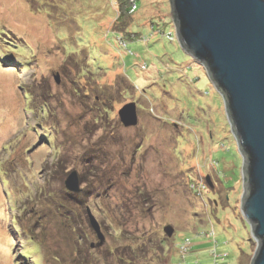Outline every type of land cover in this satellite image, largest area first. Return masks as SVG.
I'll use <instances>...</instances> for the list:
<instances>
[{"label":"rangeland","instance_id":"obj_1","mask_svg":"<svg viewBox=\"0 0 264 264\" xmlns=\"http://www.w3.org/2000/svg\"><path fill=\"white\" fill-rule=\"evenodd\" d=\"M135 8L138 35L127 39L112 30L117 0H0V264H106L110 251L136 264H213L216 245L229 254L221 264L252 261L224 96L168 24L170 0ZM152 22L175 41L144 42ZM133 102L138 123L127 127L119 110ZM74 171L79 192L66 187ZM209 219L218 244L199 232Z\"/></svg>","mask_w":264,"mask_h":264},{"label":"water","instance_id":"obj_2","mask_svg":"<svg viewBox=\"0 0 264 264\" xmlns=\"http://www.w3.org/2000/svg\"><path fill=\"white\" fill-rule=\"evenodd\" d=\"M170 2L182 48L204 66L224 96L231 129L243 155L241 208L257 243L250 264H264V0ZM119 111L125 126L138 123L134 102ZM66 182L68 190L80 191L78 172H72ZM88 215L100 242H105L90 208ZM164 231L173 237V227L168 225Z\"/></svg>","mask_w":264,"mask_h":264},{"label":"trees","instance_id":"obj_3","mask_svg":"<svg viewBox=\"0 0 264 264\" xmlns=\"http://www.w3.org/2000/svg\"><path fill=\"white\" fill-rule=\"evenodd\" d=\"M133 5H135L136 6V8L134 9L135 11H133V12H138V10H139V8H138V0H117V6H118V8L120 9V13H119V15H118V17L116 18V22H115V24L113 25V28H112V30H113V32H115V33H117V34H122L123 36H124V34L127 36V35H129L130 33H132V32H134V31H132L131 30V26H132V24L134 23V21L135 20H133V17H132V12L130 11L131 10V7L133 6ZM40 12V11H39ZM168 24H170V26H171V28L173 27V25H174V22H173V20L172 21H169V23ZM150 26H151V29L153 30V33L149 36V37H142L141 39L145 42H147V41H149L151 38H153V36H155L156 34H159V33H162V34H164V35H166V37L170 40V41H175V36H174V33H166V31L165 30H163L162 28H158L157 30L155 29V27H156V25H155V23L154 22H152L151 24H150ZM135 33V32H134ZM136 34V36L138 35L137 33H135ZM126 36H124L125 38H127ZM133 36V35H132ZM128 39V38H127ZM130 39H136V37H133V38H129V40ZM140 38L138 37V40H139ZM126 40V39H125ZM128 53H132V50H129L128 51ZM71 56V55H70ZM82 69V68H81ZM83 70V69H82ZM118 91H119V93L123 90V89H121V88H119L118 87ZM27 94H29L30 95V97H31V95L32 94H30V93H27ZM121 94V96L123 95L122 93H120ZM125 97V96H124ZM110 103H111V101H110ZM108 109H109V107L106 105L105 107H104V111L103 112H105L106 110L108 111ZM106 111V112H107ZM105 112V113H106ZM83 175V174H82ZM80 176V179H83V177H84V175L83 176ZM211 176V175H210ZM212 177V176H211ZM213 179V178H212ZM213 185H215V183H214V180H213ZM222 185V184H221ZM225 190V189H224ZM222 192V191H221ZM145 193V192H144ZM143 193V194H144ZM145 194H149V193H145ZM146 200V199H145ZM218 205V204H217ZM216 205V206H217ZM94 214V213H93ZM88 215V214H87ZM98 219V218H97ZM90 220V219H89ZM98 221H99V219H98ZM209 221V223H212L211 224V230H206V231H199L200 233H202V237L203 238H210V241H212V239H214V241H215V243H217V239H215L216 237H217V232H215V226H214V224H213V222L209 219L208 220ZM99 224H100V221H99ZM91 225V224H90ZM101 228H102V225H101ZM103 232V231H102ZM104 234V233H103ZM212 237V239H211V237ZM79 237V236H78ZM169 237V236H168ZM169 238H171V237H169ZM106 240V239H105ZM172 240V239H171ZM99 244H101V242H99ZM218 244V243H217ZM194 247V244L193 243H191V245H190V248H191V250H192V248ZM215 250L216 251H214V253L212 252V256H213V264H221V263H224L225 262V260H226V258L229 256V254H226V253H224V254H222V253H219L218 254V245H216L215 247ZM76 249H78L79 250V252L78 253H81L82 252V249H80V247L78 246ZM125 249V248H124ZM188 252H189V250H187ZM136 252V256L139 258L140 257V254H141V252L140 251H138V248H137V251H135ZM84 253H86L85 251H84ZM245 254L246 253H243L242 254V257L240 258V260H239V264H245V262H247L248 263V258H247V260H246V257H245ZM250 253H248L247 255H248V257L250 256L249 255ZM105 257H107L106 259H105V262H106V264H112L111 263V260L113 259L114 260V262H115V259H114V257L116 258V259H118V262H119V260L120 259H122V264H133V263H135L136 264V262H137V260L136 259H133V258H130V259H128V260H124V258H122V256L121 255H116L115 253H114V251H110V252H108V254H106V256ZM111 258V259H110ZM185 258V257H184ZM89 258H87L86 259V257H80L78 260H81V264H85V263H87V264H89V260H88ZM121 261V260H120ZM91 263V262H90ZM246 263V264H247ZM77 264H79L78 263V261H77ZM119 264V263H118ZM139 264H147V263H144V262H140Z\"/></svg>","mask_w":264,"mask_h":264}]
</instances>
